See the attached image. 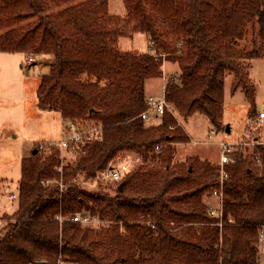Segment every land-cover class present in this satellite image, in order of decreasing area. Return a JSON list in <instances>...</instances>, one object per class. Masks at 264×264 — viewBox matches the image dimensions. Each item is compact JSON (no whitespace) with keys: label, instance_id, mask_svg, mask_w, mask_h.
<instances>
[{"label":"trees","instance_id":"obj_1","mask_svg":"<svg viewBox=\"0 0 264 264\" xmlns=\"http://www.w3.org/2000/svg\"><path fill=\"white\" fill-rule=\"evenodd\" d=\"M123 4L125 16L115 17L108 0H0V53L52 58L38 107L59 113L66 126L101 131L73 165L52 146L23 158L18 208L0 232V264H259L264 144L238 153L222 186L218 163L173 164L175 145L190 137L169 109L158 126L141 115L147 81L163 78L165 63L174 62L180 70L164 98L181 117L200 114L220 127L229 73L253 116L243 62L264 57V0ZM133 34L145 36L150 50H121L119 39ZM126 152L143 165L114 187L101 185L100 174ZM221 187L222 227L207 202ZM76 214L101 226L75 223Z\"/></svg>","mask_w":264,"mask_h":264},{"label":"rangeland","instance_id":"obj_2","mask_svg":"<svg viewBox=\"0 0 264 264\" xmlns=\"http://www.w3.org/2000/svg\"><path fill=\"white\" fill-rule=\"evenodd\" d=\"M108 1L111 15L125 16L123 0ZM119 47L123 51L145 53L150 50L151 45L145 36L133 34L121 37ZM28 59L22 53H0V232L5 226L6 218L12 216L18 208L23 158L28 157L36 146L51 143L49 141H60L66 135L67 129L59 113L43 111L38 107L37 90L42 77L50 73L48 64L52 58L33 56L34 61L31 63ZM243 66L255 90L253 116L249 115L251 104L243 88L232 91L234 75L231 73L227 74L225 81V101L219 119L220 127L213 126L206 116L200 114L185 119L169 105L170 112L190 137L189 143L175 145L174 165L187 166L190 157L219 163L222 142L235 144L245 155L252 153L258 144H264V118L260 119V114H264V57L244 61ZM179 70L177 63L166 62L163 78L148 80L146 93L162 98L170 76L176 75ZM161 121L162 117H152L146 123L147 126H158ZM123 156L130 173L143 165L139 154L126 152ZM75 160L73 155L65 154L63 164L73 165ZM157 165L158 162L154 166ZM99 183L108 187L116 185L111 182ZM99 183L87 184V187L91 189ZM12 195H16V198L13 199ZM207 202L216 203L212 199ZM99 226L101 225L98 223L92 225L93 228ZM259 253V264H264V238L261 240Z\"/></svg>","mask_w":264,"mask_h":264},{"label":"built area","instance_id":"obj_3","mask_svg":"<svg viewBox=\"0 0 264 264\" xmlns=\"http://www.w3.org/2000/svg\"><path fill=\"white\" fill-rule=\"evenodd\" d=\"M33 58H29L28 62H33ZM169 109V104L165 100V98H156L153 96L147 97V109L142 113L141 118L144 121L150 120L152 117H162L166 110ZM264 118V114H260V119ZM101 135V131L99 128H91V129H84L79 128L77 124H70L67 126L66 135L58 142H51L47 144L39 145L41 150H45L48 146L57 147L60 150V157L63 161L65 154H71L77 158L80 154L84 153V149L96 141ZM221 149V160L218 163L220 166V182L223 186L225 180L229 178V174L226 171V167L233 164L235 162V156L239 151L235 144L222 142L220 144ZM163 152V146H156L155 147V154L161 155ZM243 153V152H242ZM62 170V169H61ZM129 167L125 162V158L123 155H118L113 161L110 163L109 167L104 170L99 178L98 181L102 182H111V183H119L123 177L129 174ZM12 198L15 199L16 195H12ZM223 188L221 187L220 190H214L209 199L215 200V204H210L209 206V215L211 218L219 219V225L222 227V218H223ZM60 223L63 222L62 217L57 218ZM71 220L75 223H79L84 227L92 226L98 221L93 220L90 216L76 214L71 218ZM229 222H232L230 219ZM261 240L264 238V227L260 232Z\"/></svg>","mask_w":264,"mask_h":264},{"label":"crops","instance_id":"obj_4","mask_svg":"<svg viewBox=\"0 0 264 264\" xmlns=\"http://www.w3.org/2000/svg\"><path fill=\"white\" fill-rule=\"evenodd\" d=\"M164 90H165V89H164ZM146 94H147V93H146ZM147 96H148V97H150V96L155 97L154 95H149V94H147ZM163 97H164V94H163ZM163 97H162V98H163ZM156 98H158V97H156ZM63 127H64V124H63ZM49 142H53V141H49ZM15 212H16V211H15ZM15 212H14V213H15ZM14 213H13V214H14Z\"/></svg>","mask_w":264,"mask_h":264},{"label":"water","instance_id":"obj_5","mask_svg":"<svg viewBox=\"0 0 264 264\" xmlns=\"http://www.w3.org/2000/svg\"><path fill=\"white\" fill-rule=\"evenodd\" d=\"M227 132H229V129H227ZM34 153H36V151H35ZM122 188H123V185L121 184V185L119 186V189L122 190Z\"/></svg>","mask_w":264,"mask_h":264}]
</instances>
